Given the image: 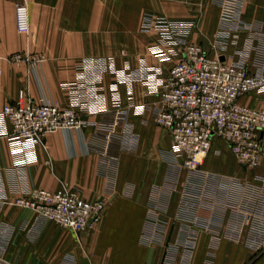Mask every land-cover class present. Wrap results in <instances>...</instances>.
<instances>
[{"label":"crops","instance_id":"obj_1","mask_svg":"<svg viewBox=\"0 0 264 264\" xmlns=\"http://www.w3.org/2000/svg\"><path fill=\"white\" fill-rule=\"evenodd\" d=\"M19 1L0 0V111L23 89L35 102L74 105L85 124L13 150L0 115V264H264V132L258 167L241 165L215 137L201 172L192 174L171 158L170 136L155 123L146 81L128 83L107 72L91 81L100 88L90 95L84 88L90 81L79 77L87 56L109 57L126 72L176 62L175 55L155 52L160 32L155 18L145 23L149 14L196 22L190 38L209 55L222 52L264 77V0H23L30 29L15 48L9 37L17 34ZM103 38L109 48L101 47ZM15 50L42 60L12 62ZM239 101L260 108L264 94ZM114 111L124 112L129 125L116 127L112 159L90 145L101 143L98 129ZM33 187L75 189L104 208L91 227L75 232L15 205Z\"/></svg>","mask_w":264,"mask_h":264},{"label":"built area","instance_id":"obj_2","mask_svg":"<svg viewBox=\"0 0 264 264\" xmlns=\"http://www.w3.org/2000/svg\"><path fill=\"white\" fill-rule=\"evenodd\" d=\"M153 23L160 32V40L165 42L164 35L172 24L163 17L156 18ZM173 23L176 25L177 22ZM15 25L19 32L28 31V11L23 4L16 5ZM236 27L246 28L241 23ZM174 38L178 43L180 34L176 32ZM221 38L222 35L218 43L222 42ZM174 52L172 49L167 55ZM156 85L147 91L151 97L148 105H152L155 123L167 130L171 154L176 161L180 160V166L192 174L201 172L200 167L216 137L227 142L241 165L258 167L263 155L264 106L249 107L239 99L253 92L264 94L261 74L249 71L242 62L227 61L222 52L211 56L201 46L188 43L181 49L177 62ZM143 107L136 109L137 112ZM0 115L9 123L7 138L13 150L25 144L41 143L51 131L79 130L85 124L72 104L61 106L49 100L35 102L23 89L18 91L14 101L2 107ZM119 125L128 127L127 115L114 111L109 121H104L98 129L102 135L101 143H92L90 149L105 157L116 158L109 151L120 139L116 135ZM242 188L250 190L251 186L245 184ZM14 203L75 232L91 227L99 220L104 208L102 201L87 200L75 189L33 187L16 197Z\"/></svg>","mask_w":264,"mask_h":264},{"label":"rangeland","instance_id":"obj_3","mask_svg":"<svg viewBox=\"0 0 264 264\" xmlns=\"http://www.w3.org/2000/svg\"><path fill=\"white\" fill-rule=\"evenodd\" d=\"M216 1L221 4L224 0H215V2ZM17 4L25 5L27 8V11H28L27 4L23 0H20L18 3L15 4V7H14V20H15V8H16ZM150 17H153L156 19V18H161L162 16H158V15L156 16L154 14H149L148 16L145 17L146 24H148L149 20L152 21ZM164 19L169 21V23L172 24V26L169 27V30H167L166 34L164 35L166 37L165 38L166 41L162 42L160 40L159 46L158 47L156 46L157 49L155 50V52L158 51L159 52L158 54H160L161 57H165V59H169V58H171V56L175 55V58L178 60L181 56V49L188 43H194V44H197V45L202 47V45L200 43L195 42V41L191 40V38H190L191 32L193 31L192 29L195 27L196 22L193 23V22H186V21H180V22L176 21L177 23L175 25V23H173L174 20L168 19L165 17H164ZM28 20H29V13H28ZM220 24H221L220 25L221 31H219V32L217 31L218 33H216L215 40H214L216 42L218 41V38L221 36V33H223L222 31L225 28L224 24H223V20L220 22ZM241 24H244V23H241ZM245 26H246V28H249L248 25H245ZM29 29H30V25H29L28 31L19 32V31H17L16 25H15V30H16L17 34L9 37V40L12 42V45H14L15 48H16V46L21 45V43L28 37ZM243 29H245V28H243ZM176 32H178L180 34V38L178 39V43H177V41L174 40L175 39L174 36H175ZM160 36H159V39H160ZM106 43H108V44H106ZM109 43H110L109 38H103L101 47L102 48H105V47L109 48ZM176 44H178V45H176ZM174 45H176L177 51L174 52L173 54L167 55V53L169 51L172 52ZM161 47H165L166 52L164 50H162ZM202 49L205 50L203 47H202ZM8 60H10L12 62H17L19 60H25L27 63H30L32 66H35V64H39L41 62L42 55H39L37 53H34V54L21 53V51L15 50L8 55ZM242 63L244 65V62H242ZM173 64H171V65H173ZM79 66L81 69L79 71V77L85 78L87 81H90V82L93 81V82L97 83L100 80H102L105 73L109 72V73H112L114 76H116V78L118 76V78L120 80H122V81L126 80L128 83H130L131 79H134V80L138 79L141 81L144 80V81H146L145 83L148 85V89L151 86H153V87L157 86L156 84L159 82V79L162 78L164 75H166L167 70L169 68L167 66L166 69H161L158 67L156 69H150V70L146 69L145 70V68L142 67V69H136V70H133L130 72H126V71L120 70V69L117 70V68L115 67V64L111 58L101 57V56H87L81 60V62L79 63ZM90 82H87V86L84 88H87V92H89V94L91 95V94L95 93V89L96 90L99 89L100 86L98 85L95 88V83H93V82L90 83ZM153 87H151V88H153ZM115 91H116V87L114 89V93H117V91L116 92ZM73 108L78 112V110L75 108L74 105H73ZM111 114L112 113H110V114L107 113L105 115L104 121H109V119L111 118ZM103 127H105V126H103ZM171 156H172L171 158L174 159L172 154H171ZM174 160H175V163H178L180 166V160L179 161L178 160L176 161V159H174ZM180 167H182V166H180ZM247 196H249V195H247Z\"/></svg>","mask_w":264,"mask_h":264}]
</instances>
